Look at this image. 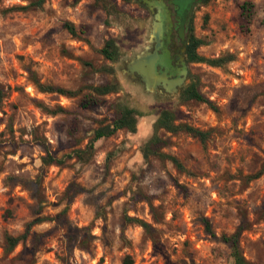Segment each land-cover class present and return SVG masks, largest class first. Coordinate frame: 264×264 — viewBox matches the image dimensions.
<instances>
[{
  "label": "rangeland",
  "instance_id": "rangeland-1",
  "mask_svg": "<svg viewBox=\"0 0 264 264\" xmlns=\"http://www.w3.org/2000/svg\"><path fill=\"white\" fill-rule=\"evenodd\" d=\"M244 1L253 6L248 23ZM116 4L109 15L90 0L0 1V264H233L222 237L239 228L242 256L264 264V0H209L191 10L184 35L201 41L198 55L231 59L187 66V84L216 111L183 102L180 92L146 94L124 73L147 43L152 15L138 0ZM108 39L120 47L115 62L99 52ZM34 79L77 93H43ZM106 83L119 91L84 108L92 87ZM119 103L141 113L136 133L119 130L95 141L85 160L68 158ZM163 109L207 133L201 143L157 131L159 153L182 171L142 155ZM44 149L64 163L43 166ZM35 218L44 221L5 251V236L22 235Z\"/></svg>",
  "mask_w": 264,
  "mask_h": 264
},
{
  "label": "trees",
  "instance_id": "trees-1",
  "mask_svg": "<svg viewBox=\"0 0 264 264\" xmlns=\"http://www.w3.org/2000/svg\"><path fill=\"white\" fill-rule=\"evenodd\" d=\"M1 1V0H0ZM42 1V0H41ZM82 0H75V2H79ZM93 2L94 6L97 9L103 10L107 14H112L117 12V4L116 0H90ZM209 0H202L201 2L206 3ZM241 8V16L243 19L248 23L252 17V4L250 2L244 1ZM190 21L187 22V26ZM65 28L67 31L73 35L77 36L76 29L73 25L67 23L65 24ZM187 44L185 52L183 53L185 62L188 65L190 64H199L204 63L211 67H222L226 62L231 61L230 57L227 58H216V59H206L204 57H201L197 53V49L201 46V41L199 39H196L193 35L186 36ZM100 54L103 56L105 60H108L110 62L117 61L118 57L120 56V47L118 42L115 39H108L104 42L102 48L100 49ZM188 78H190V73L188 72ZM34 85L36 88L43 93H58L59 95L65 96V97H74L77 92L68 91L63 88L54 87L50 85H44L42 83H39L36 81V79L33 80ZM120 85L118 83H106L101 84L96 87H92V94L84 101L83 107H87L89 105L95 104L97 102V98L101 96H107L109 94H114L119 91ZM97 97H95V96ZM180 100L183 102L186 101H196L200 103H204L212 110L216 111V107L213 105V103L206 98L197 88L196 84L192 81L189 82L185 87H183L180 91ZM59 110H62L59 108ZM142 115L141 113L136 110L135 108L125 105V104H116L115 105V111L112 115L109 116V119H104L101 121L100 125L93 130V136L90 139L89 143L85 146L83 149H76L73 151V155H67L68 158H71L73 156L74 158H77V160L82 161L85 160V155L91 156L93 153V143L99 139L107 138L115 134L119 130L125 129L130 134L134 135L136 133V128L139 119H141ZM176 116L171 110L163 109L161 110L157 118L153 124V134L152 136L147 139L143 145L142 148V155L144 160H147L149 155H157L161 158L169 160L175 168L182 171L184 170L183 165L179 162V160L173 156L166 155L163 153H159V143L161 142L160 138L157 136V131L160 129H163L166 132L169 133H178V132H184L186 134L191 135L192 137L198 138L201 143H204L207 138V133L200 131L199 129L193 128L191 126H188L186 124L178 123L176 124ZM45 156L41 157L43 166H48L51 164H57L61 165L64 163L62 160L56 159L54 156H52L46 149H44ZM262 171H259L255 175L250 176V179H256L261 175ZM40 183L41 179L39 176H37L36 180L34 181L35 186V192L38 193L40 189ZM38 197V196H37ZM39 207L41 208L42 205L39 203ZM44 219L42 218H35L25 226V231L20 236H11L6 235L4 240L6 243L5 251L11 252L13 248L22 241L30 232V229L33 225L39 224L43 222ZM205 224L207 229H209V223L205 220ZM141 226L143 228H146L145 223H141ZM241 229L239 228L235 233H233L231 236H223L222 240L225 244L229 246L231 249V257L233 259V264H254L251 263L242 256L240 249H239V235H240ZM126 264H131L130 261L125 260Z\"/></svg>",
  "mask_w": 264,
  "mask_h": 264
},
{
  "label": "water",
  "instance_id": "water-1",
  "mask_svg": "<svg viewBox=\"0 0 264 264\" xmlns=\"http://www.w3.org/2000/svg\"><path fill=\"white\" fill-rule=\"evenodd\" d=\"M145 4L150 8L152 15L147 43L140 52L126 62L124 73L131 79H138L146 94H155L163 90L169 96H176L187 84L188 68L183 56L186 48L183 46L178 50V64L181 69L174 76H168L165 72H157L156 66L161 59L162 61L164 59V65H168L165 50H162V55L159 54V50L163 47L162 9L149 2Z\"/></svg>",
  "mask_w": 264,
  "mask_h": 264
},
{
  "label": "flooded vegetation",
  "instance_id": "flooded-vegetation-1",
  "mask_svg": "<svg viewBox=\"0 0 264 264\" xmlns=\"http://www.w3.org/2000/svg\"><path fill=\"white\" fill-rule=\"evenodd\" d=\"M140 3L160 6L162 9L163 21V47L159 50L162 55L165 50V57L168 65H164V59L158 62L157 72H165L168 76H174L181 66L178 64V50L187 44L185 34L186 24L190 21V13L193 7L202 0H138ZM148 7V6H147ZM149 11L150 8L148 7ZM155 10V9H154ZM151 12V11H150ZM138 80V79H136ZM139 81V80H138Z\"/></svg>",
  "mask_w": 264,
  "mask_h": 264
}]
</instances>
